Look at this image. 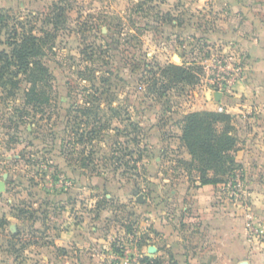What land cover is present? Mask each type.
I'll return each instance as SVG.
<instances>
[{
    "label": "rangeland",
    "instance_id": "1",
    "mask_svg": "<svg viewBox=\"0 0 264 264\" xmlns=\"http://www.w3.org/2000/svg\"><path fill=\"white\" fill-rule=\"evenodd\" d=\"M59 3L65 22L45 39L40 95L26 105L25 81L11 96L0 88V264H177L155 247H165L164 227L178 237L184 195L209 179L238 212L257 207L252 242L264 246L257 161L239 206L221 188L242 173L237 149L264 143L262 109L239 125L213 123V154L192 155L183 139L190 114L216 112L204 69L214 47L199 34L212 15L197 0H0V15L40 26ZM169 64L192 77L173 78ZM207 123L193 143L212 138Z\"/></svg>",
    "mask_w": 264,
    "mask_h": 264
},
{
    "label": "crops",
    "instance_id": "2",
    "mask_svg": "<svg viewBox=\"0 0 264 264\" xmlns=\"http://www.w3.org/2000/svg\"><path fill=\"white\" fill-rule=\"evenodd\" d=\"M197 3L198 8L213 17L212 28L199 32L200 36L211 46L227 49L230 45L245 57V77L234 84L232 93L222 94L218 102L205 93L206 101L214 106L226 105V113L232 116L234 125L249 120L252 108L262 109L258 116L264 122V0H197ZM242 94L247 99L233 104L231 100ZM262 128L264 132V126ZM241 146L237 149L236 161L241 166L245 183H251L247 173L249 159L257 161L264 181V143L255 145L258 147H253L250 155L245 143ZM219 189V184H207L184 195L180 221L185 226L179 230L178 237L164 227L162 230L169 232V236L163 242V250L155 247V256L173 255L177 264H241L244 261L264 264V246L250 242L247 237L249 219L221 198ZM250 196L257 203L262 193L252 191ZM256 208L252 205L249 209L257 211ZM259 226L264 228V223Z\"/></svg>",
    "mask_w": 264,
    "mask_h": 264
},
{
    "label": "trees",
    "instance_id": "3",
    "mask_svg": "<svg viewBox=\"0 0 264 264\" xmlns=\"http://www.w3.org/2000/svg\"><path fill=\"white\" fill-rule=\"evenodd\" d=\"M65 5L54 4L47 13L40 19V26L30 21H22L13 18L10 15H0V31L5 30L6 38L2 44L6 49H0V88L4 90L6 95H14V90L20 82L25 81L29 87L24 91V102L32 104L37 94V86L44 82L47 77V68L43 64L41 57L44 54V45L46 38L53 36V32L60 29L65 22ZM50 27V28H48ZM1 43V42H0ZM165 73H170L173 78L184 80L191 76L188 67L169 64ZM221 121H232V116L227 113L214 112L208 117L192 113L186 119L183 127V139L186 141L190 154H194L197 149L198 153L213 154L215 137L213 135L216 129L210 126L213 123ZM207 123L209 128L208 135L212 138L202 139L201 143H193L191 137L195 136V128ZM216 184L215 179L207 180L205 183Z\"/></svg>",
    "mask_w": 264,
    "mask_h": 264
},
{
    "label": "built area",
    "instance_id": "4",
    "mask_svg": "<svg viewBox=\"0 0 264 264\" xmlns=\"http://www.w3.org/2000/svg\"><path fill=\"white\" fill-rule=\"evenodd\" d=\"M213 52L209 53L208 61L204 66L206 70L212 69L213 74L209 79V90L218 91L222 94L232 93L233 86L245 77V57L230 45L227 49L212 46ZM226 105L218 104L215 108L216 112L226 113ZM223 195L233 203L241 204L245 196L244 179L240 170H235L229 179L223 183ZM246 217L251 219V215L246 209ZM252 221L249 222V241L252 242L257 237V228L252 227Z\"/></svg>",
    "mask_w": 264,
    "mask_h": 264
},
{
    "label": "water",
    "instance_id": "5",
    "mask_svg": "<svg viewBox=\"0 0 264 264\" xmlns=\"http://www.w3.org/2000/svg\"><path fill=\"white\" fill-rule=\"evenodd\" d=\"M207 95H209V97H211V98H213L215 101H219L220 100V98H221V96H222V93L221 92H218V91H215V92H213V93H211V94H207ZM137 200L138 201H142V197L139 195L138 197H137ZM154 250V248L153 247H151L150 248V251H153ZM241 264H248L246 261H244V262H242Z\"/></svg>",
    "mask_w": 264,
    "mask_h": 264
}]
</instances>
